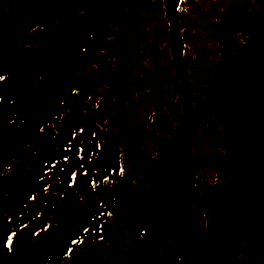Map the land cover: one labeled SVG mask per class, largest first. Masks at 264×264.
<instances>
[{
    "label": "rangeland",
    "instance_id": "374dc122",
    "mask_svg": "<svg viewBox=\"0 0 264 264\" xmlns=\"http://www.w3.org/2000/svg\"><path fill=\"white\" fill-rule=\"evenodd\" d=\"M15 1L13 0L12 6L14 9L15 13V18L17 21H12L13 24H16L18 21H21V18L24 19H35V18H43L40 16L36 9H35V1L31 3H28V0H19ZM123 0H120L122 2ZM156 2V4L161 3V0H141V4L139 3V0L136 1V3L133 4L131 7L135 12L136 15L141 17L137 20L135 25H137V29L140 32H137V34L140 33L141 39H147L145 37L146 32H149L151 28L148 29H143L149 27V23L153 21L154 25L152 26V29L157 30L159 32V36L157 41L154 42L157 48V60L153 61L152 59H149V55L145 54L143 51V48H141L140 45L138 46H124L123 41L121 43V36H119L117 39H115L116 45H110L108 46L109 51L108 54L110 57L104 61L105 68L103 72V79L104 80V73L108 72V77L107 81L105 83L104 81L98 80L100 87H116L118 85V90L120 87V79L118 84H114L111 86V81L113 79V76L115 77L116 74H118L117 70V61L120 55V52L122 53L125 51L124 55V61L123 64L125 65L126 69V101H127V106H126V112L123 114L125 121L127 124L136 125L138 128L139 125L141 124L144 126L147 130L145 131L142 127L140 128L142 130V138H140L139 134H137L138 138L135 139V136L132 133V141H133V146H138L140 151L142 153L148 154V158H144L146 161V165L148 166V170L150 171V175L153 176L155 173L156 175H159V173L163 170L160 169L158 166L157 168L154 167V165L158 162L156 157L155 161H153V154L152 152V145L155 144V138L156 134L161 130V131H170L173 134L172 140H175L176 137H183L186 136L187 142L191 146V143L193 144V148L196 150L193 153L197 154V158L192 155V153L189 152V156L195 160H197L198 163V172H197V182L199 187L203 186L205 183H209V180L205 177L207 176L209 179H211L213 174L210 170L202 171L200 170V166L202 164L205 165L209 160H206L203 155L210 156L208 154L209 148L214 149L215 155H219L221 152H225V147L221 141V133H223V136H225L224 131H221L219 134V139L213 141V133H215V130H217L216 127V118L213 116V112H218L217 109H219L221 112L223 110V107L225 105L224 102H222L219 98L222 96L221 94H225L227 90V86H224L219 90L220 95H216V93L213 91V83L215 80L219 77L220 73H226L228 75V80L230 77V61L227 60L226 55L230 54V51L227 50L228 48V35L230 32L229 30V23H230V15L231 13L236 12L238 15H242L247 12L248 6L250 4L249 0H235L237 3L233 2V0H185L186 3L185 6L183 7L184 11H187L189 9V5L193 1L195 4H191L190 6H198L202 9V12L206 13L205 19L198 20L196 18V22L192 24V28H187L185 27L186 23L183 19H185V13L182 12L183 19L179 18V23L180 26H183L184 24V31H183V38L185 42V49L186 55H184V73L186 74L189 84H190V89L193 92V104L191 105L192 108V116H195L196 119H193V122L191 125H188L187 120L186 123H183V130L182 127H179L181 117H182V103L180 100V94H179V88L176 87V66H175V60H172L171 55L168 53V50L165 48L164 45V40L162 37V31H165L168 29V32L170 33L169 29V24L165 16V6L163 7L159 5L160 9L159 11H155L154 7L151 11L145 10L147 9L152 3ZM109 2V3H108ZM106 4H115V2L108 1ZM148 2V3H147ZM72 0H61V4L59 5L58 3H52L51 0H49V3L47 4H52L51 9H55L57 6L58 9L59 7L63 6L64 9L61 11L57 12L56 14L60 15V17L63 18L64 13L66 14L67 8L72 5ZM143 3L144 6H143ZM147 3V4H146ZM150 3V4H149ZM92 7L90 8V13H97L96 15L98 16H103V14L109 15V12L113 8L110 7L108 9H105L104 6L101 9L97 3L90 4ZM104 5V4H103ZM117 7V4H116ZM142 7V8H141ZM144 7V12L141 14V11ZM85 9V7H82ZM22 9V11H21ZM60 8L59 10H61ZM158 8H156L157 10ZM21 11V12H20ZM134 11L132 14H134ZM20 12V13H19ZM82 10L80 9L79 12H76L75 15L69 20L67 23H64L60 30L56 32V34H52L53 36L56 35L57 39L60 41H63L61 45L62 48L64 47H70V46H77V43L80 41V39H77L76 34L80 32L83 26L88 24L89 20H86L84 23L81 21H78L73 18H77L78 16L81 15ZM33 18H31V16ZM24 15V16H23ZM19 17V18H18ZM90 16L86 12V18ZM210 17V21L207 20V18ZM239 18V17H238ZM197 22H201V25H198ZM46 23V22H45ZM134 23V21H133ZM11 24V26L13 25ZM18 26L21 25L20 22L17 24ZM15 26V25H13ZM54 26V25H53ZM10 27V26H8ZM7 27V28H8ZM46 30V28H42ZM48 29H54L55 27L49 28ZM28 30V29H27ZM20 31V30H19ZM123 34L126 35L127 32L124 30ZM22 32V31H20ZM25 33V32H22ZM136 32L134 31V34ZM133 34V32H132ZM17 35V33L12 34L10 37V40H8V43L4 42V45L8 47L6 50L0 49V68H2L3 63L7 67L8 64L10 67H14L15 64H19V66H22V69L26 67L23 65L25 63V60L27 61V56L26 59L22 55L21 51H19L18 48V43H15L13 41V38ZM170 35V34H169ZM170 38L172 39L171 35ZM174 40V39H173ZM51 44L52 42L50 40H46ZM6 43V44H5ZM142 43V42H141ZM175 43V41H174ZM174 43L172 46H174ZM121 45V46H120ZM123 45V46H122ZM176 46V43H175ZM190 50V52H189ZM135 52V53H133ZM164 58V63L163 66L164 68V74H159L158 75V83L154 89V98L150 99L148 98V92H144L141 90L143 93V97L140 99V94L139 90L141 86L136 85V80L138 76L140 75V72H148L154 68L155 64H158L159 61ZM191 58V59H190ZM227 61V65L224 66L223 64ZM29 65H35V63L31 64L26 63ZM40 64V63H38ZM36 64V65H38ZM59 65L57 63L56 67ZM31 67V66H30ZM56 67H52V69H56ZM233 67V66H232ZM29 68V67H27ZM241 66L237 64L233 67L235 71L233 74H238V72L241 75L240 71ZM161 69V68H160ZM178 72L180 75H182V70H181V65H178ZM8 75V74H7ZM118 76V75H117ZM88 77H91V75H88ZM112 77V78H111ZM202 77V78H201ZM92 78V77H91ZM100 78V77H99ZM106 78V77H105ZM119 78V76H118ZM201 79V80H200ZM200 80V83H202V86L204 85L207 87V90H204L202 86H197L196 83H198ZM233 79H231L230 83H232ZM215 84V83H214ZM61 83H57L56 85H53L52 88L48 87L46 91V98H43V101H41V104H45L47 102L48 96L50 97H56L57 91L61 88ZM66 84H63V87H65ZM222 86V85H221ZM179 87V85H178ZM218 87V86H216ZM216 89L215 91H217ZM88 92V91H87ZM222 92V93H221ZM180 93H181V98L183 99V93L180 88ZM65 94V93H64ZM72 95V94H71ZM70 97L67 99L70 100L73 98ZM118 95V91H117ZM94 99H97L98 96L94 95ZM223 98V97H222ZM31 100V99H29ZM119 102V101H118ZM113 104L112 108L108 109L107 112H109V119L108 120H103L104 126L102 125V130L105 134L106 128L108 130H112L115 128L116 125L120 123V118H121V107L119 103ZM19 104V103H18ZM223 104V106H222ZM67 106V104H66ZM207 111H206V110ZM73 111H71V114ZM113 113V114H112ZM126 115V116H125ZM215 120H214V119ZM100 120L94 121L92 119L89 120H84L82 119V124L83 123H88L90 126L99 123ZM140 122L139 124L137 122ZM140 125V126H141ZM117 128V127H116ZM207 128L210 129L207 131ZM218 131V130H217ZM175 133V134H174ZM212 135V142L210 143V146L208 149H205V143H203L204 139H208V136ZM22 138V136L17 135L16 140L19 138ZM194 138V140H193ZM95 139V138H92ZM111 139V136L109 135L108 140ZM170 140V141H172ZM2 145V142H0ZM146 151V152H145ZM15 155L16 158L12 159L14 161V164L10 165L12 162H9L6 165H10L5 169L2 167L0 169V237L3 238V235L7 233V231L17 233V236H13L10 244L8 245V249H4L1 251L2 253H5L6 258L4 261L0 260V264H29L27 261L28 253L29 251L33 250L35 248V239L37 236H41L46 234V231L42 229H38L34 239L31 240L29 243H22V237L26 235H31L32 232L34 231L37 226L41 224V221L36 220V212L32 214V210H29L31 208V205L37 207H40L42 205V200H47L49 203L53 204V209L57 211L58 209H65L69 202V198L71 197V190L68 188H65L64 195L60 194L61 189L63 188L61 185L65 181V176L68 174L67 171L65 172H60L58 174V183H57V175L53 171L50 172L49 176L52 179L51 184L48 187L45 188H39L37 191L36 199L32 200L30 199V195L34 193V179L29 178L27 175L29 173V170L32 168L31 167V162L28 161L29 158L23 161V159L20 160V152L16 149L15 150ZM185 153V151H183ZM178 153L175 152L173 157H176ZM1 156V154H0ZM149 160V161H148ZM172 163L173 160L169 159ZM33 165V163H32ZM156 166V165H155ZM164 168L167 170L168 175L173 176L172 181L176 183L177 177H178V172L179 169L176 167L171 166H165ZM75 172L71 175L68 174L69 179L71 181H74L75 179ZM168 175H164L165 179H167ZM160 176V175H159ZM164 180V179H161ZM166 182V181H165ZM27 184L26 185V191L29 189L30 195L25 194L23 196V201H21L20 197L17 194L18 186L21 184ZM43 183V182H41ZM178 187L177 185L174 187V189ZM184 189V188H183ZM187 189V188H186ZM185 190V189H184ZM188 191V190H187ZM5 192L4 194H2ZM180 192V190H179ZM121 192H119V197ZM213 192L211 191V194ZM15 195V203L22 207L21 210L18 211L16 209V205L14 206L15 211L10 213L11 216H4L3 214L1 215V211L4 208V205L7 203L6 197H9V200L12 198V196ZM172 194L167 193L163 191V196L166 198V196L170 197ZM233 201L236 202H243L241 196L237 194H231ZM139 197V196H138ZM219 197L223 200L222 203H224V198L227 196L225 194H221ZM5 199V204H3V200ZM219 199V198H218ZM144 202L141 201V205L143 206L139 211V214L146 215L148 222L144 226V228H148L149 230L152 231L153 235H151L148 238V242L146 240H143V247H146V249L149 248V250L146 252L148 254L152 253L153 250L151 249V242L152 239H157L158 245H159V250L158 252L156 251L157 255L159 254L162 256L160 252L162 251L163 247L167 249L166 245L164 244L163 237L161 236V225H162V231L163 229L165 230V236L169 238L171 237V225L172 222L170 219L164 218L161 214V220H160V215L157 214V212H161V210H153V202L151 204H147L150 199L143 197ZM25 201L30 204L29 209H25ZM155 201V200H154ZM212 203V202H211ZM230 203V201L227 200V204ZM173 205H170L172 207ZM210 206V204H209ZM218 206V205H217ZM11 209L10 206H7ZM131 206L128 204V209ZM146 208V211H144L143 208ZM211 208V209H210ZM207 211V213H210L213 215V204H211L210 207ZM9 210V209H7ZM174 212H178L177 209H173ZM76 212V211H75ZM150 212V213H149ZM151 215V217H149ZM8 217V218H7ZM133 217L136 218H141V216H136V214L130 216L129 221L133 219ZM22 220L25 221H31V220H36V221H31V224L27 225L26 227L20 226V222ZM174 226H179L181 225V221L179 220V216L174 217ZM129 227V225H127ZM158 230L159 231V237H154V232ZM206 230V229H204ZM156 233V232H155ZM213 233V231H211ZM91 235L96 234V233H90ZM171 234V235H170ZM173 237L170 238L171 241ZM2 241V239H1ZM0 241V242H1ZM94 247L98 245L97 242L93 244ZM106 247L104 243H100L99 250L94 251V257H96L98 260L101 259L102 255L99 253L102 252L103 248ZM140 247V246H139ZM141 248V247H140ZM209 248H211L209 246ZM92 247L90 248V250ZM142 249V248H141ZM207 249V248H206ZM143 250V249H142ZM180 250H181V245H180ZM184 250V249H182ZM210 250V249H207ZM125 251V250H124ZM127 252V251H125ZM96 255V256H95ZM168 258V256H167ZM165 260L161 261L160 264H163ZM107 263V262H106ZM114 264V262H112ZM120 264V262H119Z\"/></svg>",
    "mask_w": 264,
    "mask_h": 264
},
{
    "label": "flooded vegetation",
    "instance_id": "af4514ba",
    "mask_svg": "<svg viewBox=\"0 0 264 264\" xmlns=\"http://www.w3.org/2000/svg\"><path fill=\"white\" fill-rule=\"evenodd\" d=\"M31 1H35V9L42 17L55 15L59 11L63 13V6L59 7V9L62 8L61 10L57 6L55 9H51L52 4H47L49 0ZM51 1L61 4V0ZM108 1L119 3L120 0H72L73 3L67 8V12H79L81 9L82 14L86 15V12L90 14V4L97 3L102 9ZM125 1H131L133 6L137 0ZM250 1L252 4L248 6L246 19L243 23L242 41L237 42V38H234L228 44L229 59L234 66L238 62V65L241 66V75L239 72L234 75V71L230 70L226 93L219 98L225 103L223 110L221 112L217 109L218 112H213L218 130L213 133V141L219 139L221 131L225 133V136L221 133L220 137L225 152L215 155L213 149V156L207 158L213 161V178L211 180L213 187V252L206 249L208 236L201 235V253L197 256L190 253L188 257L183 254L179 259V264H264V0ZM139 3L141 4V0ZM156 8H160L159 3L156 4ZM124 13L120 24L132 31L133 21H137L139 16L135 13L132 14L131 11ZM20 20L22 25L20 31L25 33L20 32L18 48L25 59L27 56V61L25 60L23 65L29 62L36 65L38 64L39 46L34 41L36 34L41 33L44 29L36 25L27 27L25 26L26 19L21 18ZM167 37L168 32L165 30L163 39ZM231 79H233L232 83H230ZM32 80H34L32 77L23 73L19 76L18 95L21 118L19 136H22V138L20 137V147L26 142L38 143L41 138L36 133L38 124L28 125L26 123V119L37 111L36 88L32 83H29ZM220 83V78H217L213 85L216 95H220L221 85L216 87ZM29 86L32 87V92L29 91ZM216 89L218 90L215 91ZM6 93L8 92L0 84V97ZM10 131L11 128H8L7 134L3 136L7 143L12 140L13 134L8 135ZM188 158L187 154L180 157L182 163H185ZM167 191H169V187H167ZM226 193L242 195L244 203L230 202L221 206L222 203L219 204V202L222 199L219 196ZM100 201V196H98V202L93 197L91 204L93 210L98 207ZM130 203H133V200H130ZM170 205L173 206L170 207ZM89 208L90 206H87L80 212L70 211L67 218L60 217L51 220L54 235L51 238L50 253L39 252L37 264H62L65 254L66 264H89L88 259L84 257L88 250L89 236L83 234L90 215ZM192 208L194 210L189 197L185 202L173 197L169 203V219L173 224L171 233L175 237L181 235V232L184 238L194 237L197 235L198 229L204 232L207 217L203 219L197 211L192 212ZM173 209H177L178 213L176 214ZM218 209L220 210L219 215L216 212ZM135 212V204H131L129 216ZM138 216L141 218L135 219L129 232L131 240L134 242V248L130 252L126 249V255L123 256L125 264H160L161 261H166L168 253L163 251L161 252L162 256L156 253L158 250L156 239H152L151 249L153 252L150 254L146 253L149 248L143 247V250L137 248L138 241L146 240L148 242L147 237L153 235L151 230L144 228L148 222L147 216L142 214ZM176 216H179L181 221V225L177 227L174 226V217ZM59 225L65 226L61 234L58 233ZM116 226L119 227L118 222ZM117 235L118 231L114 234V238ZM155 236L159 235L156 233ZM180 240L183 243L185 241L182 237ZM75 241L78 242L77 245L74 244ZM184 244L186 245L187 242L185 241ZM80 254H82L81 260L75 257ZM100 255L102 257L98 260V264H106L105 249Z\"/></svg>",
    "mask_w": 264,
    "mask_h": 264
},
{
    "label": "trees",
    "instance_id": "16d2710c",
    "mask_svg": "<svg viewBox=\"0 0 264 264\" xmlns=\"http://www.w3.org/2000/svg\"><path fill=\"white\" fill-rule=\"evenodd\" d=\"M182 8L183 7H181L180 10H179V16H181V14H182V11H183ZM199 10H201V9H199ZM204 13H202L201 11H198V10L194 12V10H193L192 15L194 16V14H195V17L198 19V18H201L204 15ZM108 21L111 22V20H109V19H108ZM195 21L196 20H195L194 17H190V16L187 15V19H186L187 23L192 24ZM126 46H128V43H127ZM171 46H172V39L170 38L169 41H168V47H169L168 53L172 57ZM164 62H162V63L159 62L158 64L154 65L153 73H152V75L150 77H148L145 74V76L143 78L144 84H146L148 86L150 81L151 82L154 81V83H153V85L151 87L153 89H155V87H156V85L158 83V75L159 74H164V70L162 69ZM52 67L53 66H51V65L48 66L47 68L44 67L45 72L47 74V77L49 79L50 78L53 79L52 78L53 77V73H55V74H57L59 76H68V77H73V78L75 77L74 79L68 78V81L71 82V86H73V88H74V92L71 95V97L73 96V113H72V116L70 118V121L72 122V125L71 124H69V125L74 126L75 129L78 128V127H81L82 119H83L82 108H85V104H86L85 98H87V96L89 95V92H84V93L81 92V90H82V79L81 78L77 79V76L78 77L82 76L83 70L85 69L86 65L81 63L80 61H76L74 63V65H71V66H68V67L64 66V65H59L54 70H52ZM108 74H109L108 72H106V74L104 73L105 83L108 82L107 81ZM104 80H101V81H104ZM111 81H113V82H111V86H113L114 84H118L119 78H118L117 74L115 75V77L113 76V79ZM62 82H63L62 78L58 79V83H62ZM118 85H116V87H108V86L105 85V88H104V100H105V105H106V107H108V109L112 108L111 106L113 104H116L115 98H117L116 97V91H117ZM93 86L98 88V87H100V84H99V82H96ZM77 90H79L78 93H76ZM93 92H95V91H93ZM181 96L182 95L180 93V99H181ZM93 100H94V98H93ZM93 100H92L91 104H93ZM106 107H105V112H106L105 113V117L108 120L110 115H109V112H107L108 110H107ZM42 115H44V113H42ZM98 118L100 120L99 122L102 124L103 123V120H101L102 119V114H98ZM137 123L139 124V121ZM140 125L138 127L137 134H140V132L142 131L140 129L141 127L144 128V126H142V125L140 126ZM113 135H114V131H112V138L114 137ZM172 138L173 137H171L170 140H172ZM176 139H178V136L176 137ZM193 140H194V138H193ZM115 141H116V139L114 140V142H112V144H113L112 147H114V145H116ZM107 142L109 143L110 141L108 140ZM173 142H174V140H172L170 142V144L168 145V153L169 154H171V151L174 148ZM121 143H122V145H120L119 141L117 142V144H119V146L117 147V154H116V159L117 160L120 159V158L122 160H124L125 152L123 150V146L125 144H124V142H121ZM192 146H193V144L191 143L190 152L192 154H194ZM58 155H63V154H58ZM142 156L144 158H148V154H146V153H143ZM136 162H137V167L133 171L127 170V172H126L125 168L122 171V174H123L122 175L123 178H121L122 179V182H121L122 187L130 186V185L136 186L135 189H137V194H138V196H140V199H143V197H145V196L146 197L150 196L152 192H155L156 194L160 195V197L162 199H164L163 198V194H162L163 190H166V189H164L165 188L164 182H161L160 177L158 175H156V173H155V175H153L151 177L148 176V174H147V172L145 170V165L141 164L140 158L139 159L137 158ZM155 165H154V167L157 168L159 166V163L157 162ZM160 165H161V163H160ZM133 178H136L137 184L135 182H132ZM147 189H149V190L147 191ZM144 193L146 195H144ZM193 245H196V244H193Z\"/></svg>",
    "mask_w": 264,
    "mask_h": 264
},
{
    "label": "water",
    "instance_id": "95a60500",
    "mask_svg": "<svg viewBox=\"0 0 264 264\" xmlns=\"http://www.w3.org/2000/svg\"><path fill=\"white\" fill-rule=\"evenodd\" d=\"M180 0H166V8H167V16L168 19L170 21V25H171V29H172V33L174 34L175 38H176V43L178 46H180L179 48V63L181 65V70L183 72L182 75V86H183V91L185 94V98H184V114L187 113V111H189L191 109L190 107V103H191V93H190V89L188 87V83H187V78L184 74V65H183V60H182V52H183V40H182V36L181 33L178 29L177 23H176V15H177V7L179 5ZM122 56L119 60L118 66H119V71L121 72V79H122V86L120 89V102L122 105V109H125V97H124V87H125V74H124V69L122 67ZM186 174L188 176L187 179V184L190 187L191 191H192V196L195 195L194 193V182H195V170L193 165L191 164L190 166L187 167L186 169ZM156 204L157 207L162 211L164 218L165 219L166 215H165V210L163 208V204L161 202V200L159 198H156ZM163 233L165 235V231L163 229ZM165 237V241H168V238L166 236ZM170 246V260L167 264H177V259H178V251L177 248L175 246V243L173 242L172 244L169 245Z\"/></svg>",
    "mask_w": 264,
    "mask_h": 264
}]
</instances>
